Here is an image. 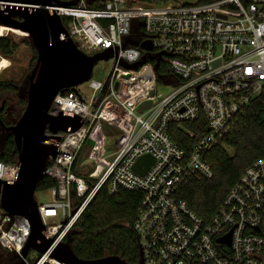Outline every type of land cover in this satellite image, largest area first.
I'll return each mask as SVG.
<instances>
[{"label":"built area","instance_id":"2783aa9c","mask_svg":"<svg viewBox=\"0 0 264 264\" xmlns=\"http://www.w3.org/2000/svg\"><path fill=\"white\" fill-rule=\"evenodd\" d=\"M56 1L50 8L66 21L77 49L87 56L107 51L111 67L101 83L90 77L85 91H63L49 108L50 117H75L80 127L46 133L56 156L45 177L56 186L51 202L38 205L45 239L65 242L107 183L109 194H142L132 223L142 264H264V158L245 170L208 223L178 197L190 179L213 177L208 154L222 145L244 108L264 96V0ZM10 32L0 25V37ZM143 42L151 51L131 45ZM143 57L136 69L126 68ZM1 61L7 64L0 73L9 65ZM159 80L168 92H158ZM200 119L206 130L189 134L194 142L186 154L168 128ZM104 124L118 133L107 166L101 165ZM145 155L154 162L138 175L133 167ZM77 158L80 169L86 159L95 163L92 187L74 173ZM17 176V163L0 162V181ZM30 229L26 218L0 208L2 251L18 264H62L48 254L33 258V250L22 256ZM228 234L230 246L217 242Z\"/></svg>","mask_w":264,"mask_h":264},{"label":"water","instance_id":"95a60500","mask_svg":"<svg viewBox=\"0 0 264 264\" xmlns=\"http://www.w3.org/2000/svg\"><path fill=\"white\" fill-rule=\"evenodd\" d=\"M56 0H0V25L18 30L30 40L36 52V62L26 82V106L18 120L5 127L12 136L17 151L18 176L15 182L0 181V208L9 216H21L30 224V235L22 256L29 250L39 255L48 254L62 264H126L119 257L112 256L95 261L79 260L70 248L71 237L65 242L53 245V240L44 237V226L34 199L39 182L45 177L49 159L56 156V148L48 145L47 132L53 135L64 133L69 128L75 131L80 127L77 118L62 115L50 117L49 108L53 99L66 90H75L92 76L98 61H107L108 52L87 56L74 45L56 12L50 7ZM143 51H151L149 42L131 43ZM126 66L136 69L145 62ZM1 60V57H0ZM152 95V94H150ZM150 106V101L141 109ZM152 157H140L133 167L138 175H143L153 164ZM231 234L217 242L230 246ZM139 264H142L141 260Z\"/></svg>","mask_w":264,"mask_h":264},{"label":"trees","instance_id":"16d2710c","mask_svg":"<svg viewBox=\"0 0 264 264\" xmlns=\"http://www.w3.org/2000/svg\"><path fill=\"white\" fill-rule=\"evenodd\" d=\"M89 6L100 7L95 4ZM62 23L66 25L64 19ZM31 48L33 56L29 63V70L25 75L18 82L0 81V100L5 95L16 96L17 104L22 112L26 106L27 90L24 79L37 59L34 48L32 46ZM17 52L18 43L13 38L10 36L0 37V56L3 59L13 61ZM7 106L5 101L0 106V121L4 124L7 122H5L2 113ZM205 124L204 119L181 125L171 124L168 134L172 141L187 154L194 142L189 134L195 135L204 132ZM261 158H264V96H260L244 108L234 121L231 131L222 145L208 154L207 160L212 166L213 177L190 179L181 188L178 197L186 202L196 216L208 223L245 170L254 161ZM0 162L7 165L17 163V151L13 138L2 133L1 127ZM73 171L82 177L90 187L96 183V180L86 176L83 169L78 168V158L73 165ZM55 186L54 180L44 177L35 192L51 190ZM141 197V193L124 189L109 194L108 184L102 186L85 207L71 230L70 248L73 254L82 261H95L116 256L126 264H139V249L132 223ZM0 251V264H17V260L12 254L1 249Z\"/></svg>","mask_w":264,"mask_h":264},{"label":"rangeland","instance_id":"374dc122","mask_svg":"<svg viewBox=\"0 0 264 264\" xmlns=\"http://www.w3.org/2000/svg\"><path fill=\"white\" fill-rule=\"evenodd\" d=\"M176 1L178 2L186 1L190 3H194L197 0H176ZM8 36L13 38L18 43V52L16 54L15 60L9 61V65L5 67V69L0 73V81L12 80L18 82L22 78V76L25 75V73L29 70V63L33 56V50L30 46L31 45L30 41L26 38L25 34L22 35L18 32H10ZM22 42L23 45H21ZM110 67H111L110 61H102V60L98 61L94 65L92 71V76H91L92 81L96 83H101L107 76ZM86 87H87L86 83H84L82 85H79L77 89L83 92L86 90ZM157 87L159 93L168 92L170 90V88L169 89L166 88V86H164L160 80L157 84ZM3 101H5L6 105L9 106V115L7 116V121L10 124H14L22 114V111L20 110V107L17 104L16 96L14 95L3 96L0 100V106ZM110 128L111 127L105 124L102 127V134L105 137V142H104L105 158L101 162L102 166H107L111 162L112 155L115 152L114 143L118 138V133ZM82 166H83L82 169L86 172L87 177H89L95 169V163H93L88 159L84 161ZM34 199L38 205L51 202L52 199L51 190H43V191L35 192ZM32 256L33 258H37L39 254L33 250ZM31 260H28L29 264H31Z\"/></svg>","mask_w":264,"mask_h":264},{"label":"flooded vegetation","instance_id":"af4514ba","mask_svg":"<svg viewBox=\"0 0 264 264\" xmlns=\"http://www.w3.org/2000/svg\"><path fill=\"white\" fill-rule=\"evenodd\" d=\"M3 114V118L5 119V122H7L6 124H4L3 123V125L5 126V127H8V126H10V125H12V124H10L8 121H7V116L9 115V106H7L6 108H5V111L2 113ZM1 125V124H0ZM1 127V131H2V133H4V134H8V132H6V130H5V127H3L2 125L0 126Z\"/></svg>","mask_w":264,"mask_h":264},{"label":"bare ground","instance_id":"6f19581e","mask_svg":"<svg viewBox=\"0 0 264 264\" xmlns=\"http://www.w3.org/2000/svg\"><path fill=\"white\" fill-rule=\"evenodd\" d=\"M12 31H13V32L21 33L20 31H18V30H14V29H12ZM21 34H23V33H21ZM23 35H24V34H23ZM6 64H7V62H5V61H1V62H0V66L6 65Z\"/></svg>","mask_w":264,"mask_h":264},{"label":"crops","instance_id":"0c3cea01","mask_svg":"<svg viewBox=\"0 0 264 264\" xmlns=\"http://www.w3.org/2000/svg\"><path fill=\"white\" fill-rule=\"evenodd\" d=\"M82 163V162H81ZM82 165H83V163H82Z\"/></svg>","mask_w":264,"mask_h":264}]
</instances>
